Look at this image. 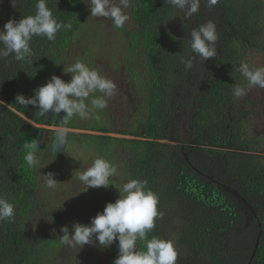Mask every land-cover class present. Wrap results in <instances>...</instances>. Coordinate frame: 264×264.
<instances>
[{"label":"trees","instance_id":"obj_1","mask_svg":"<svg viewBox=\"0 0 264 264\" xmlns=\"http://www.w3.org/2000/svg\"><path fill=\"white\" fill-rule=\"evenodd\" d=\"M36 2L0 0V28L34 15ZM47 6L71 30L58 32L54 42L33 37L31 63L0 56V196L15 205L14 217L0 220V264H55L59 252L71 255L73 247L60 243L61 228L90 223L130 179L147 181L158 195L161 215L148 238L175 240L176 264H264V136L246 128L232 94L235 84H247L237 71L242 61L264 67V0H219L211 9L201 0L187 21L166 0H130L123 28L94 19L110 36L94 55L99 63L91 61L96 49L83 37L90 26L83 0H47ZM209 20L216 24L217 54L196 57L186 68L182 60L194 55L190 32ZM83 42L89 49L82 50ZM76 59L113 80L115 93L107 108L67 125L91 132L69 131L65 150L54 153L53 131L37 152L42 166L29 168L23 145L37 143L29 120L41 123L45 114L15 97L31 98ZM94 155L117 166L107 189H87L77 178ZM47 173L58 182L53 189L45 185ZM65 198L73 203L69 209ZM137 248L146 250L143 241ZM93 254L98 264H113L118 242Z\"/></svg>","mask_w":264,"mask_h":264},{"label":"clouds","instance_id":"obj_2","mask_svg":"<svg viewBox=\"0 0 264 264\" xmlns=\"http://www.w3.org/2000/svg\"><path fill=\"white\" fill-rule=\"evenodd\" d=\"M166 2L174 10V15L184 21L197 14L201 4V0ZM218 2L219 0H207V6L211 9ZM83 3L90 10L91 17L111 19L112 25L117 29L123 28L129 20L127 9L130 0H83ZM35 7L34 15L19 20L11 18L0 28V56L6 58L11 54L16 61L31 63V58L35 55L31 47L33 37H46L54 42L58 32L71 30V22L59 21L47 6V0H37ZM217 40L216 24L212 20L193 28L190 32L189 47L194 55L182 60L185 67L191 68L196 57L204 61L215 57ZM237 71L247 81V87L234 85L232 94L236 97V102L237 98L245 96L251 88H264V67H252L248 62L242 61ZM68 74L71 78L66 81L62 77ZM116 87V83L102 75L97 68L90 67L83 59H76L67 68L63 67L61 75H52L45 84L34 89L31 98L26 99L23 94H17L15 101L19 105L38 108L41 115L63 114L62 126L46 123L44 118L41 123L29 120L40 130L49 127V133L56 131L60 142L57 145L59 149L61 145L67 144L69 131H75V128L67 127L72 119H90L95 110L107 108L108 98L114 95ZM96 93L99 95H95ZM95 119L98 120L99 116H95ZM52 126L60 128L57 131L52 129ZM49 139L50 136L47 144ZM23 148L26 150L24 160L29 168L38 169V166H42L37 156L39 146L36 142H25ZM115 175L117 166L105 157L98 156L90 167L78 173L77 178L87 189H107L111 186L110 178ZM52 176L53 173H47L44 177L45 185L50 189L55 188L58 183ZM118 192L119 197L114 202H108L102 212L90 219V223H74L71 232L67 226L62 227L60 243L80 249L85 245H98L108 249L118 242V255L113 264H176L178 251L175 240L158 236L148 238V233L155 227L156 218L161 213L158 211L159 197L147 187V181L130 179ZM14 215L15 205L0 196V220L12 219ZM137 241H143L146 250L138 249Z\"/></svg>","mask_w":264,"mask_h":264},{"label":"rangeland","instance_id":"obj_3","mask_svg":"<svg viewBox=\"0 0 264 264\" xmlns=\"http://www.w3.org/2000/svg\"><path fill=\"white\" fill-rule=\"evenodd\" d=\"M94 19H95L94 17H91L90 10L87 9L86 22L90 26L87 28L85 36L83 35V37L90 38L89 43L92 45V47L96 49L92 58L90 57L91 61L99 63L98 60L93 59L94 55L97 51L103 50L102 44L103 45H105L106 43L109 44L110 36L108 35L105 28L98 27L97 26L98 24L94 25ZM84 42L82 44V50L89 49L88 46L85 45L87 43ZM260 55L261 53L254 54L255 57H258ZM101 66L103 67L102 69L104 70V63L101 62ZM244 87H247V84ZM137 100L140 103L139 98ZM237 103L240 106L241 109L240 113L242 115L241 118L244 119L246 128L250 132H254L255 134L264 136V88H260L259 86L251 88L245 96L237 98ZM96 112H98V110ZM59 128L60 127L58 126H52V129L58 130ZM73 130L78 132L91 131L85 129H73ZM51 134L52 133L50 132L49 136H51ZM111 135L117 137H130L129 135L125 136L119 133H111ZM77 141L79 143V146H81V139L77 137ZM262 148H264V142L262 143ZM89 153L90 152H86V155H89ZM95 158L96 157L94 155V159ZM90 166L91 163L89 162L84 169ZM111 194L113 195L115 194L114 189L111 190ZM66 200L67 201L66 203H64V207L69 209L70 207H72L73 203L72 201H70L69 198H67ZM57 202H58L57 208L62 209V207L59 205L61 202V198ZM46 225L51 229H55V225L53 221H47ZM97 247L98 245L96 246L85 245L82 249H80V247H75L72 248L71 255L69 253L67 254V253L59 252V256L56 258L55 264H98V260L96 259L97 255L93 254V251H95Z\"/></svg>","mask_w":264,"mask_h":264},{"label":"water","instance_id":"obj_4","mask_svg":"<svg viewBox=\"0 0 264 264\" xmlns=\"http://www.w3.org/2000/svg\"><path fill=\"white\" fill-rule=\"evenodd\" d=\"M62 116H63V114H60L58 116L57 114L53 113V116H52V113H46V115L44 116V122H46V123L50 122L54 125L57 124L59 126H62L63 125L62 124ZM31 135L33 138H37V144L39 147L45 148L47 146V141H48V137H49V127H46V129H42V130H40L38 127H33ZM68 135H69V133H68ZM68 135H67V139H68ZM59 143L60 142L57 138V132H56V135L53 139V142L51 143L50 150L54 153H62L65 150L66 144L61 145L59 147V149H57V145Z\"/></svg>","mask_w":264,"mask_h":264}]
</instances>
